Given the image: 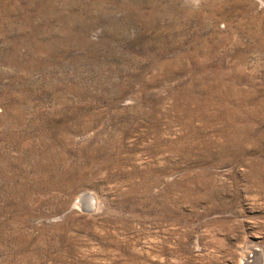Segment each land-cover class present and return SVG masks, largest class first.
Here are the masks:
<instances>
[{
    "label": "rangeland",
    "instance_id": "obj_1",
    "mask_svg": "<svg viewBox=\"0 0 264 264\" xmlns=\"http://www.w3.org/2000/svg\"><path fill=\"white\" fill-rule=\"evenodd\" d=\"M247 260L264 0H0V264Z\"/></svg>",
    "mask_w": 264,
    "mask_h": 264
},
{
    "label": "bare ground",
    "instance_id": "obj_2",
    "mask_svg": "<svg viewBox=\"0 0 264 264\" xmlns=\"http://www.w3.org/2000/svg\"><path fill=\"white\" fill-rule=\"evenodd\" d=\"M88 196H89V195H88ZM88 196H87V194H86V196H83L82 198H84L85 200L87 199V200H88V205L90 204V206H91V202H90V201H91V197H92L93 195H92V196L90 195L89 197H88ZM82 198H81V201L84 200V199H82ZM92 199H93V198H92ZM93 200H94V199H93ZM93 200H92V201H93ZM83 203H84V202H83ZM90 206H88L87 208H91ZM254 253L256 254V252H254ZM247 262H248V264L250 263V261H248V260H247Z\"/></svg>",
    "mask_w": 264,
    "mask_h": 264
},
{
    "label": "water",
    "instance_id": "obj_3",
    "mask_svg": "<svg viewBox=\"0 0 264 264\" xmlns=\"http://www.w3.org/2000/svg\"><path fill=\"white\" fill-rule=\"evenodd\" d=\"M91 202V201H90ZM91 208H87L88 211H91L94 208V203L91 202Z\"/></svg>",
    "mask_w": 264,
    "mask_h": 264
}]
</instances>
